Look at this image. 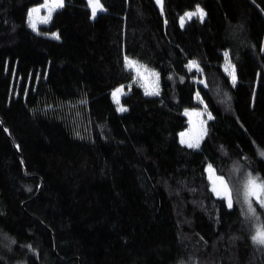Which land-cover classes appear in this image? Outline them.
Here are the masks:
<instances>
[{
  "label": "trees",
  "instance_id": "trees-1",
  "mask_svg": "<svg viewBox=\"0 0 264 264\" xmlns=\"http://www.w3.org/2000/svg\"><path fill=\"white\" fill-rule=\"evenodd\" d=\"M43 1L0 0V264H264L245 199L264 182V0H100L95 17L63 0L33 31ZM192 109L211 116L197 149L179 141Z\"/></svg>",
  "mask_w": 264,
  "mask_h": 264
},
{
  "label": "rangeland",
  "instance_id": "rangeland-1",
  "mask_svg": "<svg viewBox=\"0 0 264 264\" xmlns=\"http://www.w3.org/2000/svg\"><path fill=\"white\" fill-rule=\"evenodd\" d=\"M86 1L88 3V0H86ZM154 1L158 7H161V3H157V0H154ZM43 3H44V1H43ZM41 5H39V6H41ZM36 7H38V6H36ZM98 12H101V11H97V13ZM47 15H48V12H47V9H45V8H41L39 15L33 14V20L36 23V27L39 25L47 24V23H41L40 22V18L45 17ZM183 18H184L183 19V25H184L185 20H191L193 18V16L191 18H188L186 15H184ZM27 23L29 26V17H28ZM180 24H181V19H180ZM181 26H182V24H181ZM30 28L32 29V27H30ZM132 69L134 70V73L136 75L137 80L140 81L141 87L143 88L145 93L146 92L155 93V89L158 90V81H157L156 74L152 75V72H150L149 70H147L145 68L139 67L137 65H135V67H133ZM137 69L139 71V75L137 74ZM226 70L228 72L230 69L228 67H226ZM124 93H125L124 90L121 89V92L117 93V97H114L112 95L113 101L115 102V104L117 106V110L119 108H122L121 105L119 103H117V99L119 101L120 97L123 96ZM119 112H122V111H119ZM184 115L188 120V128L179 134V141L181 144H183L187 147H189V145L191 144L192 147H190V148L197 149L199 146L200 140L202 139V137L204 135L205 122L209 118V114L205 111V109H200V110L192 109V110H186L184 112ZM205 173H206L207 179L210 183V189H211L212 193L214 194V196L217 198L224 199L227 206H228V199L230 198V195H229V191H227V193L224 192V188L220 183V181L223 179L218 177L215 174L214 170L210 166L206 167ZM224 185H226V184L224 183ZM214 187L217 189V191H213ZM227 190H228V188H227ZM217 192H219L220 194L217 195ZM250 198L256 200L255 197H250ZM228 208H230V207L228 206Z\"/></svg>",
  "mask_w": 264,
  "mask_h": 264
},
{
  "label": "snow or ice",
  "instance_id": "snow-or-ice-1",
  "mask_svg": "<svg viewBox=\"0 0 264 264\" xmlns=\"http://www.w3.org/2000/svg\"><path fill=\"white\" fill-rule=\"evenodd\" d=\"M157 3H161V0H157ZM88 4L89 7L92 10V15L93 17L96 16L97 11H103V6L100 3V0H88ZM63 7V0H44V3L41 6L35 7L33 9H31L28 13V17H29V26L32 27L33 31H36V23L33 20V14L39 15L41 8H45L47 9L48 15L45 17H41L40 18V22L41 23H48L51 18H52V13L57 10L58 8H62ZM188 18H191L192 16H196L199 15L201 20L203 19L204 13L203 11L197 7L195 12H189L185 14ZM183 19L181 18V24L183 26ZM53 38H59L58 36H56L55 34H53ZM227 53H225V57H227ZM126 59V66H128L129 68H133L135 67V62ZM191 66H195V62H192ZM137 74L139 75V71L137 69ZM152 75H155V73H152ZM233 84H235V76L233 73ZM121 89H117L116 92L113 93L114 97H117V93H120ZM151 94H158V93H149L146 92V95H151ZM117 103H119L118 99H117ZM119 111H126V109L124 108H119ZM209 119H211V116H209ZM189 147H192V145L190 144ZM262 155H264V153H262ZM258 178H253L252 176H249L247 183L245 184V199L246 202L248 201V199L250 197H255L257 202L261 205V207H264V182H257ZM221 185L224 188V192L227 193V186L224 185V181L221 180L220 181ZM213 191H217V189L214 187ZM220 193L217 192V195H219ZM228 206L231 208L232 207V202L231 199H228ZM248 211L255 214V209L252 207L251 203H249L248 205ZM253 242L257 243V244H261L264 245V228H259L257 229V233L256 235H254L252 237Z\"/></svg>",
  "mask_w": 264,
  "mask_h": 264
},
{
  "label": "bare ground",
  "instance_id": "bare-ground-1",
  "mask_svg": "<svg viewBox=\"0 0 264 264\" xmlns=\"http://www.w3.org/2000/svg\"><path fill=\"white\" fill-rule=\"evenodd\" d=\"M151 95H154V94H151Z\"/></svg>",
  "mask_w": 264,
  "mask_h": 264
}]
</instances>
